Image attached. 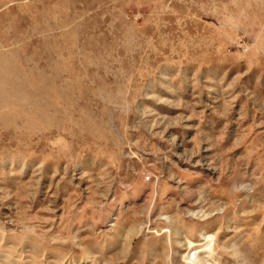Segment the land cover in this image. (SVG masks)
I'll return each instance as SVG.
<instances>
[{
    "label": "rangeland",
    "instance_id": "rangeland-1",
    "mask_svg": "<svg viewBox=\"0 0 264 264\" xmlns=\"http://www.w3.org/2000/svg\"><path fill=\"white\" fill-rule=\"evenodd\" d=\"M0 264H264V0H0Z\"/></svg>",
    "mask_w": 264,
    "mask_h": 264
}]
</instances>
